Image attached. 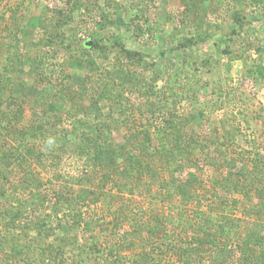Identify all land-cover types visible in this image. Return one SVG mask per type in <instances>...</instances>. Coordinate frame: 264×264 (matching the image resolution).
<instances>
[{
  "label": "rangeland",
  "instance_id": "obj_1",
  "mask_svg": "<svg viewBox=\"0 0 264 264\" xmlns=\"http://www.w3.org/2000/svg\"><path fill=\"white\" fill-rule=\"evenodd\" d=\"M0 14L6 17L0 24V150L25 152L26 164L41 167L44 181L51 178L63 181L64 188L82 190L91 181L75 156L86 144L84 134L121 140L128 126L140 130L169 116L186 122L201 119L194 129L205 144L262 159L264 0H10L0 2ZM55 33L58 37L51 38ZM92 33L98 35L96 48ZM83 51L88 52V68L72 66ZM103 85L108 86L103 87L106 93L100 90ZM44 120V131L31 133ZM151 129L155 133L153 125ZM6 163L0 161V170ZM209 169L211 182L220 174ZM18 172H8L9 179H0V186L17 180ZM143 183L124 195L110 184L97 208H85L87 214L108 221L113 216L108 210H126L123 227H132L135 211L148 213L151 199H164L156 187L150 192ZM5 193L9 198L8 189ZM233 199L239 201L235 215L263 219L262 191ZM107 200L114 201L113 208H104ZM4 201L0 196V206L7 205ZM26 208L38 229L57 228L50 243L67 241L61 264H72L71 259L75 264L121 263L105 257L104 246L95 242L100 238L95 222L88 228L60 226L52 201L36 213H30L28 203ZM31 231L29 241L39 237L36 228ZM17 232L0 225V264H26L13 258L4 239ZM72 239L76 242L68 246ZM127 251L130 258L124 264L135 263ZM162 251L170 252L165 247ZM164 255L162 260L168 261Z\"/></svg>",
  "mask_w": 264,
  "mask_h": 264
},
{
  "label": "trees",
  "instance_id": "obj_2",
  "mask_svg": "<svg viewBox=\"0 0 264 264\" xmlns=\"http://www.w3.org/2000/svg\"><path fill=\"white\" fill-rule=\"evenodd\" d=\"M5 18L4 14H0V24ZM95 23L97 25L98 21ZM64 25L58 22L57 26ZM16 26L12 30L14 33L19 30ZM51 36L58 37V33ZM90 39L93 48H96L99 40L97 33L90 34ZM124 50L126 55H133L131 51ZM87 54L83 51L75 60L78 65L73 62L71 65L86 68ZM93 67L95 65H91ZM105 86L100 88L104 93ZM112 103L109 101L110 106ZM45 122L39 127H32L31 133L43 132ZM200 123L201 119H188L186 122L169 116L157 123L152 121L155 133L150 123L140 130L128 126L121 140L113 135L103 137L101 133L84 134L86 144L80 146L75 156L82 160V169L91 181L80 191H75L73 185H68L71 191L70 187H65L68 191L65 190L63 181L51 178L44 181L43 169L26 164L28 161L22 150L16 153L0 150L1 163L7 162L0 170V179H9L7 173L17 168L19 171L17 180L0 186V196H5L4 202H8L5 207L0 206V225L7 232L18 231L12 237L10 233L3 236L9 243L13 258L26 264H61L65 261L67 241L62 239L59 243H50L48 240L57 235V228L38 229L34 223L35 216L30 219L31 214L25 212L27 203L31 207L30 213L31 210L36 213L42 206L44 208L45 203L52 201L57 208L54 217L60 226L82 225L88 228L95 222L100 233L95 242L104 246L105 257L110 255L120 264L129 261L127 250L136 258L135 263L130 264H264V215L262 220L247 217L251 213L245 215L244 212V217L235 215L239 201L233 199L239 193L247 196L251 190L264 194V155L262 159L251 160L244 155L222 151L217 145L212 147V143L207 145L195 134L194 124ZM9 163L16 167L9 169ZM209 168L218 170L220 174L211 182ZM142 179L150 192L156 187L159 194L163 193L164 199L159 200L154 195L156 199L150 201L154 202L149 206L150 213L141 209L135 211L137 215L134 214L132 227H123L127 217L126 210L121 211L122 205L119 207L121 210L115 213L108 210L107 214L113 215L108 221L87 214L85 208H97L105 198L106 188H111L110 184L117 185L116 192L122 195L132 194L133 188L140 186ZM7 189L11 194H7L9 198L5 195ZM26 191L30 194L24 199L22 195ZM105 202L104 208H113L114 201ZM159 206L160 210H157ZM32 228L37 229L39 237L29 241ZM182 235L185 237L182 238ZM72 241L68 242V246L74 245L76 239ZM163 247L170 252H163ZM164 254L169 256L168 261L162 260L166 258ZM71 262L75 264L74 259Z\"/></svg>",
  "mask_w": 264,
  "mask_h": 264
},
{
  "label": "clouds",
  "instance_id": "obj_3",
  "mask_svg": "<svg viewBox=\"0 0 264 264\" xmlns=\"http://www.w3.org/2000/svg\"><path fill=\"white\" fill-rule=\"evenodd\" d=\"M49 143H51V141Z\"/></svg>",
  "mask_w": 264,
  "mask_h": 264
}]
</instances>
